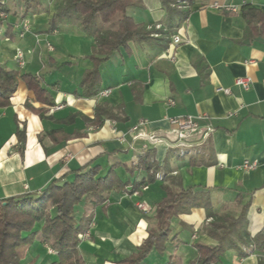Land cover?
<instances>
[{"label":"crops","instance_id":"obj_1","mask_svg":"<svg viewBox=\"0 0 264 264\" xmlns=\"http://www.w3.org/2000/svg\"><path fill=\"white\" fill-rule=\"evenodd\" d=\"M59 1L40 0L38 10L23 18L19 0H1L10 12L0 26V65L40 76L54 105L48 108L35 102L19 82L10 105L0 107V200L37 195L65 173L89 165H98L103 172L115 160L128 164L143 150L153 148L155 163L161 166L165 161L166 171L157 175L161 180L156 177L136 196L112 191L95 208L88 235L78 244L85 264H116L136 251L155 224L153 210L164 197L160 186L168 176L179 177L183 187L210 188L216 215L236 217L239 207L234 199L241 194L243 202L249 203V236L264 229V44L256 40L264 36L246 35L241 11L249 5L264 16V0H194L186 19L171 31L166 50L161 42H130L103 61L100 89L94 97H75L81 93L83 73L92 68L88 56L93 40L75 21H64L47 31ZM133 1L126 14L137 25H165L160 0ZM23 21L30 30L21 35ZM174 36L180 39L178 45L172 43ZM200 61L203 68L198 71L195 64ZM243 77L251 81L246 91L235 85ZM132 84L139 94L132 92ZM103 91L109 92L107 97L101 96ZM102 102L119 108L120 119H106L101 127L88 128L81 117L92 118L95 106ZM26 104L42 110V116ZM171 117L202 118L188 141L198 165H189V154H175L176 137L167 121ZM139 122L144 125L137 133L142 137L137 138L130 130ZM18 126L25 129L22 153ZM148 136L157 137L159 143L148 144L144 139ZM244 162L251 168H245ZM116 173L124 182L129 178L123 166ZM143 176L141 171L136 173L137 179ZM137 203L146 205L149 212L139 211ZM207 219L202 209L174 219L173 239L166 252L162 256L151 253L143 264H164L171 255L188 264L196 256L193 242L215 244L204 232ZM33 248L31 257L39 256L43 264L46 257L39 247ZM245 253L239 257L237 251L229 250L222 264H258L259 253L251 248Z\"/></svg>","mask_w":264,"mask_h":264},{"label":"trees","instance_id":"obj_2","mask_svg":"<svg viewBox=\"0 0 264 264\" xmlns=\"http://www.w3.org/2000/svg\"><path fill=\"white\" fill-rule=\"evenodd\" d=\"M22 4V17L35 13L40 0H19ZM194 0H185L181 5L177 0H160L166 14L165 25L158 28H146L137 25L126 10L134 6L133 0H60L47 31L51 32L64 21H75L78 29L94 43L93 52L88 59L92 68L86 70L81 78V93L75 97H94L99 92L100 64L110 58L120 47L128 43L161 42L166 50L169 36L177 23L183 22ZM179 3V4H178ZM181 6V7H177ZM246 21V35L252 38L264 36V16L249 5L242 7ZM0 12L7 15L10 10L0 0ZM4 20L0 19V26ZM201 70V61L196 62ZM206 67V66H204ZM206 70V69H205ZM19 82L24 83L35 102L44 107L54 105L49 91L42 87L38 75L20 74L0 65V107L10 105V98ZM136 85H131L136 95ZM40 117L42 110L26 104ZM121 110L106 102L97 104L92 118L82 116L88 128H99L104 120H119ZM53 135V133H50ZM18 149L22 153L25 141L24 127L16 128ZM154 149L147 148L128 164L115 160L106 171L98 165H89L79 170L65 173L51 181L37 195H22L0 200V264H37V255H30L31 247H39L42 255L52 257L46 264H85L78 253V244L89 230L93 221V211L103 205L110 192L121 191L129 196L140 193L154 183L156 176L166 171L165 161L161 166L154 161ZM179 149L175 154L179 157ZM172 150L169 151V155ZM191 155L190 166L199 161ZM167 159V157H166ZM123 166L129 178L124 182L116 173ZM144 176L137 179L136 173ZM71 176V179L68 177ZM161 180V179H160ZM160 186L164 197L154 207L155 224L147 231L146 237L136 251L116 262V264H143L151 253L162 256L172 241V222L181 215L202 209L207 216L208 225L205 234L215 241L214 245L193 242L196 256L188 264H222V256L229 250L245 256V250L251 248L260 254L258 264H264V229L254 237L247 232L248 202H243L237 194L234 203L239 207L236 217L216 215L212 208L211 189L201 185L183 187L179 177H166ZM33 248V249H34ZM48 249L53 254L48 253ZM164 264H181L178 256L171 255Z\"/></svg>","mask_w":264,"mask_h":264},{"label":"built area","instance_id":"obj_3","mask_svg":"<svg viewBox=\"0 0 264 264\" xmlns=\"http://www.w3.org/2000/svg\"><path fill=\"white\" fill-rule=\"evenodd\" d=\"M180 4L183 5L185 4V0H179ZM181 7V6H179ZM213 7L215 8H219L217 4H213ZM227 10H235L233 7H226ZM6 18V15L2 12H0V19L4 20ZM22 26V33L28 32L30 30L29 24L27 21H23V23L21 24ZM159 26H157L156 28H158ZM172 43L173 45H178L180 43V39L177 36H174L172 38ZM251 81L249 78L247 77H243V78H239L236 79L235 81V85L240 87L243 90H248L250 87ZM218 91L224 93V94H229V90L227 89H219ZM109 94L108 91H103L101 93V96L103 97H107V95ZM202 120V118L198 117V118H193V117H171L168 118L167 121L169 123L170 126L173 127V132L175 134L176 137V146L179 149V154L180 156H185L188 154H193V151L190 150V145L188 143L189 139H191L192 135L198 130L199 128V121ZM144 123L143 122H139L136 126L132 127L130 132L133 133L135 135V137H142L140 134L138 133V130L141 126H143ZM209 131V129H207ZM146 140V142L148 144L151 145H157L159 143V139L157 137L154 136H148L144 138ZM67 159V158H65ZM243 166L245 168H251L250 163L248 162H244ZM158 179L159 176H156ZM134 196L138 195V193H134ZM136 207L139 211H141L144 214H147L149 212V208L142 204V203H137ZM89 231V230H88ZM88 231L87 233L83 236L85 237L86 235H88ZM82 237V238H83ZM48 253L53 254V251L48 249Z\"/></svg>","mask_w":264,"mask_h":264},{"label":"rangeland","instance_id":"obj_4","mask_svg":"<svg viewBox=\"0 0 264 264\" xmlns=\"http://www.w3.org/2000/svg\"><path fill=\"white\" fill-rule=\"evenodd\" d=\"M177 1H179V0H177ZM178 4H179V3H178ZM178 4H176L177 7H179ZM45 257H46V256H45ZM42 258H43V257H42ZM40 259H41V258H40ZM40 259L38 258L37 264H39ZM51 259H52V257L46 258L43 264H46V262H48V261L51 260Z\"/></svg>","mask_w":264,"mask_h":264},{"label":"water","instance_id":"obj_5","mask_svg":"<svg viewBox=\"0 0 264 264\" xmlns=\"http://www.w3.org/2000/svg\"><path fill=\"white\" fill-rule=\"evenodd\" d=\"M256 40L259 41V42H261L262 44H264V39H262V38H257ZM246 42H247V41H246Z\"/></svg>","mask_w":264,"mask_h":264}]
</instances>
